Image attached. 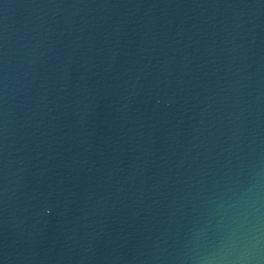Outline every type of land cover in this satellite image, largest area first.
Masks as SVG:
<instances>
[{"label":"water","instance_id":"obj_1","mask_svg":"<svg viewBox=\"0 0 264 264\" xmlns=\"http://www.w3.org/2000/svg\"><path fill=\"white\" fill-rule=\"evenodd\" d=\"M0 264H264V0H0Z\"/></svg>","mask_w":264,"mask_h":264}]
</instances>
